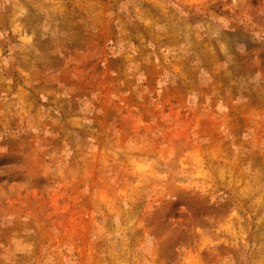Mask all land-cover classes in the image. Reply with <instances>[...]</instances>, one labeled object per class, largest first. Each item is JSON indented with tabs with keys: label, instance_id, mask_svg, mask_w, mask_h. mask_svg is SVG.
I'll return each mask as SVG.
<instances>
[{
	"label": "clouds",
	"instance_id": "9594fccd",
	"mask_svg": "<svg viewBox=\"0 0 264 264\" xmlns=\"http://www.w3.org/2000/svg\"><path fill=\"white\" fill-rule=\"evenodd\" d=\"M109 31L88 58L113 90L74 83L78 61L54 69L81 33ZM115 107L125 124L101 131ZM197 115L211 132L191 127ZM102 138L105 195L88 175ZM8 157L0 264H264V0H0ZM73 185L93 200L87 257L28 207L33 189Z\"/></svg>",
	"mask_w": 264,
	"mask_h": 264
},
{
	"label": "rangeland",
	"instance_id": "374dc122",
	"mask_svg": "<svg viewBox=\"0 0 264 264\" xmlns=\"http://www.w3.org/2000/svg\"><path fill=\"white\" fill-rule=\"evenodd\" d=\"M111 35V31L104 32L100 37H92L85 33H81L77 44L66 50L65 59L57 60L53 65L54 69L59 70L65 61L73 60L78 63L69 65L71 71L82 74V80L77 83L82 89H87L89 86H102L106 91L113 90V81L104 78L99 65L95 60L88 58V53L102 47L103 36ZM151 73V69L149 70ZM96 77L93 80V77ZM150 75V79H151ZM63 82L70 81V72H65L61 77ZM126 89H122L124 91ZM180 92L173 91L171 97L168 98L169 106L179 103ZM129 107H135L133 97L125 99ZM167 111V109H165ZM128 115L127 110L120 107L109 108L106 118L98 120V128L103 131L113 121L117 122V127H122L125 124V117ZM191 127L203 132H211L214 127V122L210 119L201 120L199 116L191 117ZM100 159L96 161L95 168L89 170L88 175L94 181L93 187H100L101 194L105 195L103 187L100 183V173L97 171L101 167L103 158V138L100 142ZM14 158L8 157L0 159V165L9 166ZM83 185L65 186L58 191L49 192L47 189H33V195L29 198L28 207L34 211L40 219L44 220L49 227H54L58 231L71 236L77 240L80 245V251L84 257H87L90 252L89 226L90 215L93 210V200L91 197H84L80 194V189ZM91 190V189H90ZM194 211H199L194 209ZM175 218L179 219V205L173 210ZM171 218V217H170ZM163 225H161V228ZM171 253V246L161 248V257L168 256ZM182 264H198L197 258L190 254L186 256Z\"/></svg>",
	"mask_w": 264,
	"mask_h": 264
}]
</instances>
